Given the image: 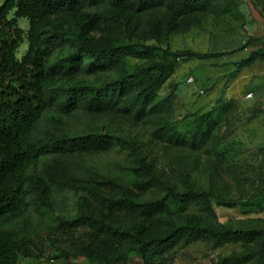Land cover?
I'll list each match as a JSON object with an SVG mask.
<instances>
[{
	"label": "rangeland",
	"instance_id": "rangeland-1",
	"mask_svg": "<svg viewBox=\"0 0 264 264\" xmlns=\"http://www.w3.org/2000/svg\"><path fill=\"white\" fill-rule=\"evenodd\" d=\"M91 10H112L116 16V21L103 20L94 29L98 40L152 43L160 39L170 50L218 52L232 51L250 36L264 35V0H210L208 5L183 16H176L167 1L137 11L114 9L102 0L89 3L82 12ZM74 18V14H66L58 21L69 24ZM19 24L25 30L28 28L24 17ZM26 47L24 41L18 49L19 57ZM73 49L71 40H63L55 53L64 55ZM249 52L248 46L217 57L177 59L175 69L159 89L160 99L173 93L174 101L166 110L148 111L149 106L144 113L122 109L92 112L83 108L65 112L53 105L45 110L33 135L54 132L78 136L94 131L126 135L136 139L142 156L152 158L154 167L164 168L169 176L177 171L187 172L197 185L233 197L250 198L264 188V58L241 62ZM169 59L159 51L102 66L85 54L78 72L60 75L56 81L101 82L136 63ZM233 70L236 73L230 76ZM249 92L251 96L247 95ZM219 106L223 107L221 111ZM208 118L217 121L210 142L202 148L174 146L157 137L162 122L180 130L185 125L195 127ZM136 166V158L129 149L114 142L91 149L52 152L31 163L22 209L6 219L7 225L32 240L34 254L21 255L18 264H102L72 254L70 243H55L54 238L59 235L55 230L58 216L72 217L79 210L81 192L65 184L75 176L88 179L95 173L117 179L140 200L163 196L162 188L145 187V179L137 173ZM55 178L64 181L58 183ZM37 179L45 184L42 198ZM116 221L144 236L162 234L181 223L215 230L264 228V205L240 207L207 197H192L186 203L165 204L150 211L128 207ZM88 231L87 227L80 229V233ZM259 250L264 251L263 234L225 235L187 229L165 247L164 259L166 264H264ZM113 264H142V258L132 252Z\"/></svg>",
	"mask_w": 264,
	"mask_h": 264
},
{
	"label": "trees",
	"instance_id": "trees-1",
	"mask_svg": "<svg viewBox=\"0 0 264 264\" xmlns=\"http://www.w3.org/2000/svg\"><path fill=\"white\" fill-rule=\"evenodd\" d=\"M102 0H2L0 2V264H18L20 256L34 254L32 240L6 224L23 206L24 188L28 168L41 156L57 151L91 149L118 143L129 149L136 158L137 173L145 179V187H160L165 194L160 198L140 200L131 189L117 179L100 174L90 178L75 176L65 184L81 192L79 210L72 217L58 216L55 230L59 232L55 243H70L72 254L85 256L102 264H113L136 252L142 264H166L165 247L187 229L211 234H241L242 232L264 235V228L251 227L245 230L224 228L215 230L196 223L177 224L162 234L144 236L139 230L116 221L125 208L150 211L165 204L186 203L192 197H207L216 202L240 207H262L264 188L250 198L233 197L220 193L209 186L197 185L187 172L177 171L169 176L162 168L154 167L153 159L142 156L136 139L110 132L94 131L84 135L70 136L47 132L34 136V129L45 110L53 105L62 111L83 108L92 112L113 109L137 111L166 110L174 101L173 93L159 98V89L180 58H210L228 54L237 49L250 47L249 54L241 62L252 63L264 58V35L250 36L239 48L232 51L201 52L197 50H170L160 39L156 42H115L109 38L98 40L94 29L103 20L116 16L112 10L82 12L89 3ZM114 9L142 10L162 1H167L176 16H183L210 0H107ZM235 1V0H233ZM74 14L69 24L58 20ZM28 20L25 30L20 18ZM63 40H71L74 49L58 55L56 48ZM27 47L18 56L21 44ZM164 52L167 61L145 60L129 66L122 73L92 82L79 80L73 83L57 82L60 75H71L82 66L85 54L102 66L124 61L127 57H146L152 52ZM236 70L230 72L235 75ZM218 109L221 111L222 106ZM142 115V114H140ZM216 118L199 121L195 127L185 125L177 130L173 124L160 123L157 137L174 146L193 148L206 146L213 135ZM70 175L66 176L69 177ZM61 181L64 179L60 178ZM55 178L56 182H61ZM39 196L45 195V184L37 179ZM87 227L86 233L80 229ZM264 261V251L259 250Z\"/></svg>",
	"mask_w": 264,
	"mask_h": 264
},
{
	"label": "built area",
	"instance_id": "built-area-1",
	"mask_svg": "<svg viewBox=\"0 0 264 264\" xmlns=\"http://www.w3.org/2000/svg\"><path fill=\"white\" fill-rule=\"evenodd\" d=\"M247 95H248V96H251V95H252V92H249Z\"/></svg>",
	"mask_w": 264,
	"mask_h": 264
}]
</instances>
